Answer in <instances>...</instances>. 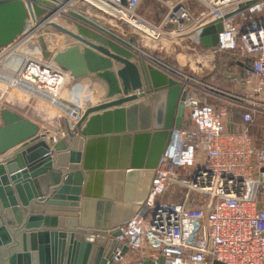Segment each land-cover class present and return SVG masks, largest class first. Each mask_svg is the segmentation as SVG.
<instances>
[{
  "label": "built area",
  "instance_id": "1",
  "mask_svg": "<svg viewBox=\"0 0 264 264\" xmlns=\"http://www.w3.org/2000/svg\"><path fill=\"white\" fill-rule=\"evenodd\" d=\"M12 1L24 5L28 18L21 36L0 48V106L20 104L7 103L4 87L58 104V91L71 75L54 62L55 50L51 58L44 57L43 33L34 29L63 18L82 30H95L70 16L86 13L77 5L136 29L146 26L151 41L183 38L211 52L212 77L235 89L224 91L202 78L190 83L174 66L148 56L146 64L182 84L186 116L172 131L142 210L109 231L112 237L119 230L115 239L136 258L128 262V252L122 255L118 249L112 264H264V135H254L256 122L264 120V0H162L166 13L155 25L138 14L143 0H38L39 15L32 0ZM219 21L223 30L217 47L204 48L205 27ZM30 43L38 44L40 57L23 51ZM75 105L78 113L82 103ZM236 112L241 121L230 131Z\"/></svg>",
  "mask_w": 264,
  "mask_h": 264
},
{
  "label": "water",
  "instance_id": "2",
  "mask_svg": "<svg viewBox=\"0 0 264 264\" xmlns=\"http://www.w3.org/2000/svg\"><path fill=\"white\" fill-rule=\"evenodd\" d=\"M32 1L39 15L38 0ZM70 16L131 47L85 16ZM27 18L21 2L0 0V48L23 33ZM52 25L84 44L57 52L54 62L74 79L104 82L107 94L105 103L81 111L60 140L12 110L1 111L0 156L19 148L0 162V264H112L118 249L122 255L129 249L115 239L119 230L112 237L109 231L142 210L172 131L183 124L187 93L161 71H140L133 57ZM222 30L221 21L206 26L203 47H217ZM43 55L53 56L45 46ZM115 62L124 66L114 70ZM70 108L78 115L76 105Z\"/></svg>",
  "mask_w": 264,
  "mask_h": 264
},
{
  "label": "rangeland",
  "instance_id": "3",
  "mask_svg": "<svg viewBox=\"0 0 264 264\" xmlns=\"http://www.w3.org/2000/svg\"><path fill=\"white\" fill-rule=\"evenodd\" d=\"M75 8L88 13L87 8L85 7L77 5ZM94 13V16L100 18V21H98L101 27H104L112 34L126 41H130V43L134 44L137 49L135 50L133 48H127L126 46L117 42L115 39H112L110 36H106L105 34L102 35L95 30L92 31L104 37V39H106L108 43L113 44L114 47L117 46V50L121 51L124 54H127L130 57H133V60L136 59V61L140 62L143 60L147 61L149 59L148 56L157 58V60H160L161 62H164L169 66H174V69L179 73L178 76L184 80L189 79L188 82L190 83H192L191 81H193V79H201L202 77H205L209 70H211L212 66H214V63H212L213 56L209 62L203 61V56L207 52L204 53V51L199 48L195 49L194 45H192L190 41L184 40L183 38L170 39L167 37H164L159 41H151L150 39L146 38V35L144 33L146 29L143 30L142 33L138 34L134 31L137 29L129 23L123 22L122 20H117L113 17H109L99 11H94ZM165 13L166 10L163 7L162 0H143L138 10V14L141 16V18L153 25L159 23ZM57 22L58 26H61L67 31L74 30H71V28L73 27V23H68L63 18H60V20H58ZM89 30L91 31V29ZM42 33V38L39 39L40 45L45 46V49L48 52H51L52 50H55V52L63 51L70 46L78 44L76 39L65 34L64 32L59 31L53 26L45 29ZM20 36L21 35H19L18 37ZM18 37L16 39H18ZM131 39H133L134 41L131 42ZM35 46H38V44L30 43L26 46V49L31 50L32 52L36 53V56L40 57V55L37 53V50L35 49ZM228 62H230V60H228ZM90 82V88L85 92L83 91V89L77 88L74 91L69 90L67 95V90H65L62 96H58V104H54L47 99L43 100L36 96L32 97L28 94L26 95L29 97V99L24 106L18 107L12 104L7 105L5 103L3 106H0V126L2 125L1 111L3 109H9L28 120L39 121L42 127H44L45 129H50L51 131V128H49L48 125L50 123H55L56 119H58L60 116L65 115L64 110L61 109L62 107L71 109L70 105H75L78 100L81 103L86 102L85 104H87V106H83L84 108H89L100 101L102 103H105V97L107 94L105 85L94 77H92ZM14 92L12 91L11 93ZM41 104L44 105V107L38 106ZM37 109H39V111H43L44 114H47L48 118L44 117V119H46V122H44L42 118H40L42 117L41 115L39 116L36 113L35 110ZM49 121L51 122L48 123ZM254 135L258 138L263 137L264 120H258L256 122Z\"/></svg>",
  "mask_w": 264,
  "mask_h": 264
},
{
  "label": "bare ground",
  "instance_id": "4",
  "mask_svg": "<svg viewBox=\"0 0 264 264\" xmlns=\"http://www.w3.org/2000/svg\"><path fill=\"white\" fill-rule=\"evenodd\" d=\"M87 12L88 13H84V14H82L83 16H85L86 18H88L89 20H91V21H93L94 23H96L97 25H100L99 24V22L97 23V21H95L94 20V18H92V16H94L95 15V13H94V11H92L91 9H87ZM53 21H51V22H49V23H44L43 25H38L37 26V28L36 29H34V30H38V31H40V32H43L45 29H47V28H49V27H52L53 25L52 24H57L58 22V20H60L59 18H51ZM58 25V24H57ZM72 28H71V30L72 29H74V31H70V32H72L73 34H76V35H81L82 37H84V38H86V40H89L90 42H92L93 44H95V45H97V46H100V47H102V48H105L106 50H109V51H112V52H114V53H116V54H118L117 52H120V51H118L117 50V46L116 47H114V45L113 44H111V43H108L107 42V40H105L103 37H101V36H99L98 34H95L94 32H92V31H90V30H85V29H83L82 30V28H80V27H78V26H76V25H73L72 24ZM104 28V27H103ZM105 29V28H104ZM146 29V30H145ZM148 28L146 27V26H141V27H139L137 30H145V34L146 35H148V31H149V29L147 30ZM36 31H34V33L36 32ZM29 37V36H28ZM72 37V36H71ZM30 38V37H29ZM72 38H74V37H72ZM75 39V38H74ZM77 41V45H79L81 48H83L84 47V44H82L80 41H78V40H76ZM19 46H20V49L22 48V42H20L19 43ZM16 47H14V49H15ZM140 48V47H139ZM17 49H19V47L17 48ZM19 49V50H20ZM26 51V47H24L23 48V51ZM31 51V50H30ZM121 54H123L122 52H120ZM120 54V55H121ZM207 55H208V57H206L205 55L203 56V61H205V62H209L210 60H211V58H212V54H211V52H207ZM125 58V57H124ZM142 59V58H141ZM134 65H136V67H138V69L141 71V68L142 67H144L145 69H147L148 71H150V69L151 68H149L150 66L148 65V64H146L145 63V61L143 62V61H136V59L135 60H133L132 58L131 59H129ZM116 64L118 65V66H120L121 65V67L120 68H122L124 65L123 64H118L117 62H116ZM63 69V68H62ZM64 70V69H63ZM114 70H116V69H114ZM118 70V69H117ZM66 71V70H65ZM68 72V71H67ZM70 73V72H69ZM71 75V74H70ZM91 75H87V76H84V77H82V78H80V79H74L72 76H70V78L67 80V82L65 81V83H63L62 84V86H61V89L58 91L59 93H58V96L60 95V96H62L63 94H64V92H65V90L67 89V87H68V84L70 83V81H72V79H74V80H79L78 82H83V80H85L86 78H88V77H90ZM100 81V80H99ZM100 82H102V81H100ZM103 84H104V82H102ZM105 85V84H104ZM105 87H106V85H105ZM102 88V87H101ZM106 89H107V87H106ZM3 90H5V93H6V96H5V99H6V101H7V103L8 102H10V103H20V104H18L19 106H24L25 105V103L28 101V99H29V97L26 95V94H28V95H30V96H33L32 94H29V93H26V92H24V91H22V90H17V91H15L14 89L12 90L14 93H11L12 91H10L9 89H8V87H4L3 88ZM69 90L70 89H68V92H69ZM35 95V94H34ZM36 95H38V96H40V94H36ZM56 96H57V94H56ZM41 99H43L44 100V98H46L45 96H43V95H41V97H40ZM27 99V100H26ZM60 99V98H59ZM49 101H54L53 99H48ZM38 106H42V107H44V105H38ZM37 106V107H38ZM97 106V105H96ZM40 109H41V107H40ZM36 111V113L40 116H42V118L43 117H45V118H48V116H47V114H44L43 113V111H39V109H37V110H35ZM81 111L82 112H84L85 110L82 108L80 111H78V115H76V116H74V115H72V112L73 111H69V114L70 115H72V117L73 118H71L72 120H74V123L76 122L77 123V121L79 120V118H80V115H81ZM76 114H77V112H76ZM48 120H50V119H48ZM75 123V124H76ZM69 125H71L70 123H69ZM73 127L75 126V125H72ZM70 127V126H69ZM70 129L71 130H73V128H71L70 127ZM64 135H65V133H64ZM61 136H63V134L61 135ZM55 139H61V138H59V136H56L55 137ZM52 141V140H51ZM1 161H2V159H0Z\"/></svg>",
  "mask_w": 264,
  "mask_h": 264
},
{
  "label": "crops",
  "instance_id": "5",
  "mask_svg": "<svg viewBox=\"0 0 264 264\" xmlns=\"http://www.w3.org/2000/svg\"><path fill=\"white\" fill-rule=\"evenodd\" d=\"M205 56L208 57L207 53L205 54ZM120 67H121V65L118 66L115 62L114 69L117 70ZM213 68H214V66H212L211 70H209L207 75L205 77H202V79L205 80V82L207 84L221 88L224 91L235 92V89L232 87V84H227V83L221 81L220 78L215 79L212 77L213 76ZM92 77L93 76L86 78L85 80H83V82H78L79 80L72 79V81H70V83L68 84V87L66 89L67 95H68V89H70V91H74L78 86H80V88L83 89L84 92L86 90H88L90 88V83H91L90 81H91ZM236 93H239V92H236ZM85 103L86 102L82 103V106H87V104H85ZM101 103L102 102L100 101V102H98L92 106H96V105H99ZM82 108L85 110L87 107L86 108L82 107ZM61 109L64 110L65 115L60 116L58 119H56L55 123H53V124L50 123L51 121H49L48 123H50V124L48 125V127L51 128V134L53 137L59 136V138L62 139L64 136V133L66 134V132H67V127L70 126L71 128H74L72 125H75L76 122L74 123V120L71 119L69 111L66 108L62 107ZM40 118H42V117H40ZM42 120L44 122H46V119H44V117L42 118ZM240 121H241V114L239 112H236L234 115V123H230L228 125V129L230 131L237 130L238 129L237 124H239ZM33 122H35L36 124L39 125L41 132H44L45 130H50V129H45L44 127H42V125H41V123H39V121L33 120ZM69 123L71 125H69ZM62 134H63V136H61ZM18 148L19 147H16V148L10 150L8 153H6L4 156H0V159H2V162L11 158L12 154L14 152H16L18 150ZM0 162H1V160H0ZM126 257H127L126 261H128V262L133 261L136 258L131 252H128V256H126ZM147 264H151V263L148 262Z\"/></svg>",
  "mask_w": 264,
  "mask_h": 264
},
{
  "label": "clouds",
  "instance_id": "6",
  "mask_svg": "<svg viewBox=\"0 0 264 264\" xmlns=\"http://www.w3.org/2000/svg\"><path fill=\"white\" fill-rule=\"evenodd\" d=\"M168 155H171V152L167 153Z\"/></svg>",
  "mask_w": 264,
  "mask_h": 264
}]
</instances>
